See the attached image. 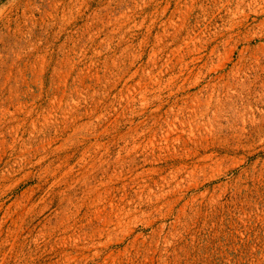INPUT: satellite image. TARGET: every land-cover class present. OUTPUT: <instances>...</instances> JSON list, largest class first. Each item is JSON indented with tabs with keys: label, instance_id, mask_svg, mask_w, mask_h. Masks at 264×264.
<instances>
[{
	"label": "rangeland",
	"instance_id": "374dc122",
	"mask_svg": "<svg viewBox=\"0 0 264 264\" xmlns=\"http://www.w3.org/2000/svg\"><path fill=\"white\" fill-rule=\"evenodd\" d=\"M0 264H264V0H0Z\"/></svg>",
	"mask_w": 264,
	"mask_h": 264
}]
</instances>
